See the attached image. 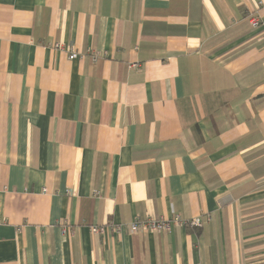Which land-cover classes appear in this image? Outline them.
I'll return each instance as SVG.
<instances>
[{
  "label": "crops",
  "instance_id": "obj_1",
  "mask_svg": "<svg viewBox=\"0 0 264 264\" xmlns=\"http://www.w3.org/2000/svg\"><path fill=\"white\" fill-rule=\"evenodd\" d=\"M263 30L264 0H0V264H264Z\"/></svg>",
  "mask_w": 264,
  "mask_h": 264
},
{
  "label": "built area",
  "instance_id": "obj_2",
  "mask_svg": "<svg viewBox=\"0 0 264 264\" xmlns=\"http://www.w3.org/2000/svg\"><path fill=\"white\" fill-rule=\"evenodd\" d=\"M245 20L248 22L251 29L256 30L262 26V20L259 16L254 14H249L245 16ZM261 40L264 41V30L261 32ZM56 50H61L62 46L56 44L54 46ZM77 57L75 53H69V60H73ZM93 63L97 62V58L93 57ZM138 66L137 64H132L131 67ZM94 195H97L96 193ZM180 226V227H190V228H200L202 226V222L199 218H190V219H181L178 216H175L170 219H158V220H141L136 218L132 223L128 226V231L130 234H136L137 232L143 233H153V234H165L169 233L172 230V227ZM105 229L113 230L116 233L121 232V228L115 226L114 228L111 225L106 226H92L90 227V231L92 234L103 233Z\"/></svg>",
  "mask_w": 264,
  "mask_h": 264
},
{
  "label": "rangeland",
  "instance_id": "obj_3",
  "mask_svg": "<svg viewBox=\"0 0 264 264\" xmlns=\"http://www.w3.org/2000/svg\"><path fill=\"white\" fill-rule=\"evenodd\" d=\"M249 14H254V15L258 16V14H257L256 11H253V12H251V13H249ZM259 39L261 40V33H260V35H259ZM262 41H263V40H262ZM68 57H69V54H68ZM68 59H69V58H68Z\"/></svg>",
  "mask_w": 264,
  "mask_h": 264
}]
</instances>
